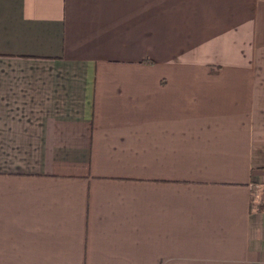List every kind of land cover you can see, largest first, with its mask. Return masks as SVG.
<instances>
[{
    "label": "crops",
    "instance_id": "0c3cea01",
    "mask_svg": "<svg viewBox=\"0 0 264 264\" xmlns=\"http://www.w3.org/2000/svg\"><path fill=\"white\" fill-rule=\"evenodd\" d=\"M0 264H264V0H0Z\"/></svg>",
    "mask_w": 264,
    "mask_h": 264
}]
</instances>
